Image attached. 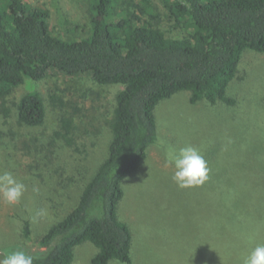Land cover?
<instances>
[{"label": "rangeland", "instance_id": "rangeland-1", "mask_svg": "<svg viewBox=\"0 0 264 264\" xmlns=\"http://www.w3.org/2000/svg\"><path fill=\"white\" fill-rule=\"evenodd\" d=\"M26 1L48 9L51 28L64 37L84 35L73 27L90 24L88 0ZM164 29L177 34L167 24ZM240 69L241 77L227 89L236 99L233 105L192 103L191 92L182 90L156 107L159 141L123 181L118 205L119 220L132 232L130 264H243L251 245L263 241L264 53L243 51ZM33 89L42 94L47 110L39 126L22 124L17 115L16 103ZM53 89L59 90L64 106L51 102ZM118 89L88 76L52 73L0 97V174L11 172L26 185L18 203L0 200V259L11 249L39 250L34 236L78 204L108 155V122ZM63 115H72L78 125L74 146L54 137ZM186 145L201 150L209 172L204 184L180 188L172 180L174 168L165 149ZM251 199L260 211H254ZM27 222L32 231L28 239ZM97 252L85 242L76 247L72 264H92Z\"/></svg>", "mask_w": 264, "mask_h": 264}, {"label": "trees", "instance_id": "trees-1", "mask_svg": "<svg viewBox=\"0 0 264 264\" xmlns=\"http://www.w3.org/2000/svg\"><path fill=\"white\" fill-rule=\"evenodd\" d=\"M88 2L90 24L73 27L84 35L64 37L51 28L48 9L26 0H0V97L52 73L119 86L108 122V155L78 204L34 236L40 249L31 251L33 264H72L76 247L85 242L98 248L92 264L132 263V232L119 220L118 205L123 181L159 141L156 107L182 90L191 92L192 103L233 105L236 99L227 89L241 77L243 51L264 53V0ZM165 24L178 35L168 34ZM58 91L52 90L50 100L62 107ZM16 108L22 124L45 122V100L37 90L26 92ZM3 111L10 113L7 107ZM77 127L72 115H63L54 137L74 146ZM250 205L261 210L253 199ZM24 232L30 238L29 222ZM262 238L250 248L264 244Z\"/></svg>", "mask_w": 264, "mask_h": 264}, {"label": "clouds", "instance_id": "clouds-1", "mask_svg": "<svg viewBox=\"0 0 264 264\" xmlns=\"http://www.w3.org/2000/svg\"><path fill=\"white\" fill-rule=\"evenodd\" d=\"M165 151L168 162L174 168L172 180L178 187L200 186L208 179L207 162L198 147H166ZM25 191L26 185L11 172L0 174V200L14 205L21 200ZM0 264H33V257L22 249H11L0 259ZM243 264H264V244L257 245Z\"/></svg>", "mask_w": 264, "mask_h": 264}]
</instances>
